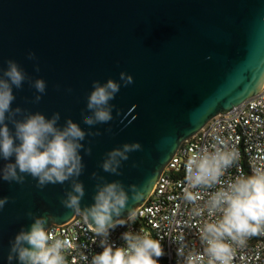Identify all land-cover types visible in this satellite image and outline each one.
I'll return each instance as SVG.
<instances>
[{
  "label": "water",
  "instance_id": "water-1",
  "mask_svg": "<svg viewBox=\"0 0 264 264\" xmlns=\"http://www.w3.org/2000/svg\"><path fill=\"white\" fill-rule=\"evenodd\" d=\"M30 52L35 60L28 59ZM8 60L30 78L20 89L13 87V109L46 118L58 112L60 127L72 119L86 133H101L81 142L92 149L91 155L81 151V210L95 203L92 172L108 182L120 181L125 189L132 184L144 188L142 200H130L120 217L113 216L114 221L127 220L130 208L134 214L147 201L184 141L215 116L259 94L264 85V0H0V70ZM120 72L134 82L124 87ZM36 79L46 82L44 94L32 87ZM108 79L121 83L110 101L113 119L85 125L93 81ZM36 95H41L38 103ZM133 142L142 150L129 153L122 174L103 172L107 152ZM9 162L15 157L0 158V168ZM36 185L31 176L23 184L0 179V198L9 197L0 210V264H9L11 241L33 223L27 212L53 216L49 228L83 216L61 203L71 181L43 189Z\"/></svg>",
  "mask_w": 264,
  "mask_h": 264
},
{
  "label": "clouds",
  "instance_id": "clouds-1",
  "mask_svg": "<svg viewBox=\"0 0 264 264\" xmlns=\"http://www.w3.org/2000/svg\"><path fill=\"white\" fill-rule=\"evenodd\" d=\"M28 59L35 60V54L29 53ZM37 72L40 70L36 65ZM30 78L13 60L7 61V68L0 70V158L5 161L15 157L14 163H7L0 168V179L6 182L23 184L26 176L37 181V187L64 184L71 181V190L61 203L75 214L83 215L96 237H102L103 251L92 257L90 264H158L163 255L162 246L157 239L144 230L139 233L126 232L123 239L126 247L115 249L107 243L111 229L125 224V220H113L120 217L130 200H142L144 188L135 184L127 189L118 180L108 182L96 172L91 178L96 181L95 203L81 210V200L85 196L83 182L79 180L85 165L81 151L91 155V147H85L82 141L87 136H99L101 133L85 132L78 123L67 119L63 127L58 126L60 113H53L51 118L37 112L24 114L20 107L12 108L15 100L13 87L20 89L25 80ZM119 80L124 87L132 84L133 77L125 72L119 73ZM108 79L101 84L93 81L87 98L86 108L90 115H83V123L88 126L106 124L113 119L115 107L110 101L120 91L121 83ZM32 87L40 94L46 91L43 79L31 81ZM41 95H36L34 102H39ZM23 116V119H17ZM10 122L14 132L9 128ZM111 131V129H107ZM17 141L19 143H17ZM142 150L139 142L124 143L121 147L107 152L100 167L105 173L119 176L122 162L129 160V153ZM239 152L219 136L213 137V143L194 151L186 160L183 199L198 205L202 191L210 190L203 205L207 219L199 226V238L203 251H188L184 264H233L237 248L246 246L247 241L264 235V165L254 166L251 175L240 174L227 183L222 181L228 169L238 163ZM133 164V167H137ZM9 202V197L0 198V210ZM196 215L202 212L194 209ZM29 230L23 228L10 243L7 256L9 264L18 259L19 264H68L66 253L74 245L67 238H60L50 231L47 225L55 218L45 214L34 216ZM133 209H129V217ZM84 259H88L87 256Z\"/></svg>",
  "mask_w": 264,
  "mask_h": 264
},
{
  "label": "built area",
  "instance_id": "built-area-1",
  "mask_svg": "<svg viewBox=\"0 0 264 264\" xmlns=\"http://www.w3.org/2000/svg\"><path fill=\"white\" fill-rule=\"evenodd\" d=\"M219 136L229 147L239 152L236 165L228 169L222 181L227 183L237 175H251L254 166L264 165V85L259 94L235 107L227 114L212 118L199 132L184 141L173 159L160 176L147 201L137 208L132 219L111 229L107 243L114 249L126 247L122 238L126 232H149L159 240L163 255L158 264H184L188 251H203L199 238V226L207 219L203 205L210 190L202 191L198 205L183 199L186 187L185 163L194 152L213 143ZM194 209L201 211L196 215ZM50 231L60 238H67L74 245L66 253L68 264H90L92 257L103 251L102 237H96L84 222L83 216H76L63 225H53ZM87 256V260L84 257ZM233 264H264V235L252 237L243 248H237Z\"/></svg>",
  "mask_w": 264,
  "mask_h": 264
}]
</instances>
